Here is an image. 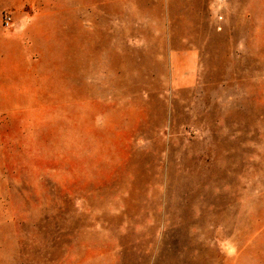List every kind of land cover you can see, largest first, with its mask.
I'll use <instances>...</instances> for the list:
<instances>
[{
	"label": "rangeland",
	"instance_id": "1",
	"mask_svg": "<svg viewBox=\"0 0 264 264\" xmlns=\"http://www.w3.org/2000/svg\"><path fill=\"white\" fill-rule=\"evenodd\" d=\"M193 2L0 0V264H264V0Z\"/></svg>",
	"mask_w": 264,
	"mask_h": 264
},
{
	"label": "crops",
	"instance_id": "2",
	"mask_svg": "<svg viewBox=\"0 0 264 264\" xmlns=\"http://www.w3.org/2000/svg\"><path fill=\"white\" fill-rule=\"evenodd\" d=\"M193 1H198V0H191ZM204 4L205 9L203 10V15L210 17L211 20V25H212V29L214 28V24L217 23L216 19H214L217 15L218 12L220 11V8L223 7V5L221 4V0H199ZM257 0H250V2H252L253 4L256 2ZM232 0H229V4H231ZM194 3V2H193ZM195 7V5H192V8ZM230 7H232L230 5ZM193 55V54H191Z\"/></svg>",
	"mask_w": 264,
	"mask_h": 264
},
{
	"label": "built area",
	"instance_id": "3",
	"mask_svg": "<svg viewBox=\"0 0 264 264\" xmlns=\"http://www.w3.org/2000/svg\"><path fill=\"white\" fill-rule=\"evenodd\" d=\"M11 17H7L6 19H5V25L6 26H10L11 25Z\"/></svg>",
	"mask_w": 264,
	"mask_h": 264
}]
</instances>
